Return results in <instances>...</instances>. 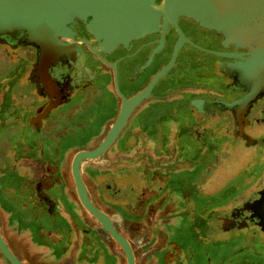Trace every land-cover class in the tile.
<instances>
[{"label":"flooded vegetation","instance_id":"1","mask_svg":"<svg viewBox=\"0 0 264 264\" xmlns=\"http://www.w3.org/2000/svg\"><path fill=\"white\" fill-rule=\"evenodd\" d=\"M163 1L154 0L155 6ZM69 27L72 38L60 41L73 43L76 54H61L60 62L50 67L53 84L41 78L36 46L21 37L0 41L7 64L0 72L8 66L0 73V162L14 164L18 177L25 169L31 179L23 202L12 189L0 192L2 201H18L15 208L34 223L38 240L59 236L47 241L49 249L56 242L63 250L73 233L70 264H96L102 248L108 257L128 264L122 246L83 207L72 163L79 151L96 148L110 132L123 105L120 93L129 100L145 91L174 60L150 95L132 110L107 153L82 163L89 197L130 243L136 264H264V240L258 232L237 226L219 229L216 207L199 202L216 193L208 194L203 186L218 172L220 155L229 151L224 137L247 145L239 134L235 108L227 106L243 99L254 84V79L241 81L247 49L226 47L221 36L184 17L166 31L160 24L156 32L108 53L99 50L84 21L76 19ZM52 102L47 116L33 121ZM245 114L260 136L255 147L262 148L264 95ZM78 135L103 137L97 146H87L71 142ZM247 177L237 195L256 179L250 169ZM250 195L239 208L262 201L264 185ZM76 205L80 216L74 213ZM52 206L57 209L51 211ZM238 207L230 211L240 213ZM246 220L256 223L251 216ZM5 243L23 264L46 262L44 254L37 253L34 260Z\"/></svg>","mask_w":264,"mask_h":264},{"label":"water","instance_id":"2","mask_svg":"<svg viewBox=\"0 0 264 264\" xmlns=\"http://www.w3.org/2000/svg\"><path fill=\"white\" fill-rule=\"evenodd\" d=\"M181 17L215 32L223 38L226 47L247 49L246 58L240 64L241 81L244 77L254 79V84L246 90L243 99L227 106L235 108L239 134L247 144H258L245 113L264 95V0H164L160 6H155L154 0H0V41L10 43L13 38L21 37L36 46L40 51L38 70L41 78L53 84L50 67L60 62L61 54L69 57L76 54L73 43L60 41V37L72 38L69 26L76 19L86 23L99 42V50L108 53L118 46H126L131 40L156 32L160 24L166 31ZM93 51L97 53L94 48ZM173 64L174 60L156 75L145 91L133 98L128 100L119 92L123 105L110 132L96 148L79 151L72 163V174L83 207L122 246L128 264H136L131 245L117 232L110 217L91 201L81 166L84 161H97L107 153L126 126L132 110L150 95L152 87ZM53 108L52 102L33 121H42ZM238 209L240 213L235 214L236 209L220 219L222 227L251 228L264 235V199ZM249 216L256 219L257 224H250L246 220ZM0 251L11 264H23L1 234Z\"/></svg>","mask_w":264,"mask_h":264},{"label":"rangeland","instance_id":"3","mask_svg":"<svg viewBox=\"0 0 264 264\" xmlns=\"http://www.w3.org/2000/svg\"><path fill=\"white\" fill-rule=\"evenodd\" d=\"M2 49L3 48L0 47V53ZM5 65L7 64L0 55V68ZM7 68L8 66L4 69ZM3 70L1 72H3ZM255 135L258 140V144L256 145H246L243 141H239V139H232V141L227 142V139L224 137V145L229 148V151H225L223 155H220V160L216 162V164H218V172H216L215 175L213 173L212 177L210 176L207 183L203 186V190L208 194H212L213 192L216 193L211 197L208 196L200 199L199 202L201 206H215L216 212L221 218L227 216L232 208L240 206L247 198L250 199L253 195L248 196L249 193L260 189L264 185V146L262 148L255 147L259 145L260 141V136H258L256 132ZM102 137L101 135H78L71 137L70 140L73 143H78V145L81 143L87 146H97ZM186 158L187 157H183L181 161H184ZM249 169L251 176L254 175L256 179L249 183L250 185L245 193L237 195L241 189H244V185L248 180L247 175ZM236 188V194L228 192L231 190L234 192ZM217 225L219 229L223 228L220 220ZM250 230L258 232L259 236L264 240V235L259 231L251 228L244 229V231ZM109 259L110 262L115 264V258Z\"/></svg>","mask_w":264,"mask_h":264},{"label":"crops","instance_id":"4","mask_svg":"<svg viewBox=\"0 0 264 264\" xmlns=\"http://www.w3.org/2000/svg\"><path fill=\"white\" fill-rule=\"evenodd\" d=\"M10 156L14 158V152L12 150ZM8 163L2 161L0 162V192L5 191L6 189H12L15 194L20 193V201L23 202V199H26L27 196L26 186H29L31 179L28 180L27 176H25V169V171L23 169L21 171L24 176L21 175V177H18V169L12 167L14 164L9 165ZM14 167H18V165H15ZM14 175L17 176V178L14 177ZM9 201L11 200L7 198L3 202L0 198V226L4 236L2 237L3 239L5 238L4 240L7 241V244L17 246L20 250H23L26 254H29L30 257L34 260H37V258L34 257L37 255V253L40 255L44 254V259L46 258V262L44 264H70V262H68L67 260L71 255L72 240L74 239V234H71L70 243L66 244L68 246L63 250H60V245H57L56 242L52 245L53 247L49 249L50 246H48L49 244L47 243V241L54 240L55 238L56 240H58L59 236L56 237L54 233L52 234V236H46L44 238L45 240H47L46 242H44L42 238L41 241L38 240V237L34 232V223H29L26 217H24L25 215L22 216V214L19 213V211L15 208V206H18V201H11L12 204L8 205L10 203ZM72 203L73 201L70 200V205H72ZM51 208V211L57 209L56 206H52ZM74 208V213H77L78 216H80L78 205H76ZM64 216L67 218V215ZM83 229L85 230V232H87L89 228L83 224ZM62 230L64 233L66 231V227L63 226ZM62 235H60V239L62 238ZM28 249L30 250V252L28 251ZM4 257L5 256L0 251V264H8L5 260L6 257ZM109 258H115V264H126L124 259L117 256L108 257L104 248H102V251L99 253L96 264H113L112 262H110Z\"/></svg>","mask_w":264,"mask_h":264}]
</instances>
